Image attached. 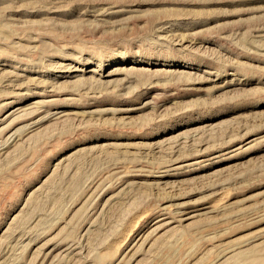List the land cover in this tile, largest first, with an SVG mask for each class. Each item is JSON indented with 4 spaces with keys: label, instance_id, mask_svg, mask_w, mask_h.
<instances>
[{
    "label": "rangeland",
    "instance_id": "374dc122",
    "mask_svg": "<svg viewBox=\"0 0 264 264\" xmlns=\"http://www.w3.org/2000/svg\"><path fill=\"white\" fill-rule=\"evenodd\" d=\"M0 264H264V0H0Z\"/></svg>",
    "mask_w": 264,
    "mask_h": 264
},
{
    "label": "bare ground",
    "instance_id": "6f19581e",
    "mask_svg": "<svg viewBox=\"0 0 264 264\" xmlns=\"http://www.w3.org/2000/svg\"><path fill=\"white\" fill-rule=\"evenodd\" d=\"M21 104V103H20Z\"/></svg>",
    "mask_w": 264,
    "mask_h": 264
}]
</instances>
